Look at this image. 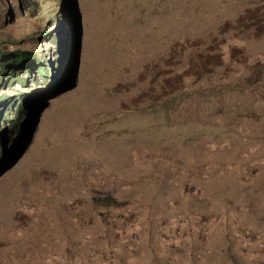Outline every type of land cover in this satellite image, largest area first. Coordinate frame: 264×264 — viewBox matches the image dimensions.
Segmentation results:
<instances>
[{
	"label": "rangeland",
	"instance_id": "obj_1",
	"mask_svg": "<svg viewBox=\"0 0 264 264\" xmlns=\"http://www.w3.org/2000/svg\"><path fill=\"white\" fill-rule=\"evenodd\" d=\"M19 52L0 264H264V0H0Z\"/></svg>",
	"mask_w": 264,
	"mask_h": 264
},
{
	"label": "trees",
	"instance_id": "obj_2",
	"mask_svg": "<svg viewBox=\"0 0 264 264\" xmlns=\"http://www.w3.org/2000/svg\"><path fill=\"white\" fill-rule=\"evenodd\" d=\"M34 56L32 55H25L22 52L16 53L11 55L10 53L6 54H0V106H4L6 108L12 107L13 103L15 102L16 99L21 100V104L24 103V98L25 94L20 93L18 96L14 97H7L5 95H1V89L2 87L6 86V81L5 77L13 79L15 74L7 75L5 71H16L20 70L21 73L23 72H29L30 75L32 74V70L37 69L39 75H48L46 72V69L44 68H36V61L34 60ZM20 81V80H18ZM9 87V86H8ZM10 89V88H9ZM3 112L0 111V138L2 134V121H3Z\"/></svg>",
	"mask_w": 264,
	"mask_h": 264
},
{
	"label": "crops",
	"instance_id": "obj_3",
	"mask_svg": "<svg viewBox=\"0 0 264 264\" xmlns=\"http://www.w3.org/2000/svg\"><path fill=\"white\" fill-rule=\"evenodd\" d=\"M120 234H121V236H122V235L124 234V232L121 231Z\"/></svg>",
	"mask_w": 264,
	"mask_h": 264
}]
</instances>
